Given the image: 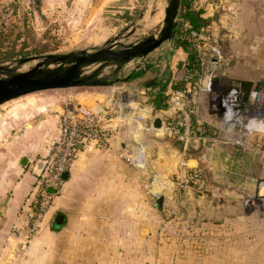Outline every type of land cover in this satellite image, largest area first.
Masks as SVG:
<instances>
[{
    "label": "crops",
    "instance_id": "crops-1",
    "mask_svg": "<svg viewBox=\"0 0 264 264\" xmlns=\"http://www.w3.org/2000/svg\"><path fill=\"white\" fill-rule=\"evenodd\" d=\"M3 1L9 0H0ZM212 7L219 10L222 22L221 35L215 36L219 38L218 47L223 56L215 60L205 54L211 61L209 65H214L210 68L224 66L227 77L251 81L252 87L257 85L255 83L261 77L258 70L264 69V0H218L209 8ZM164 49L148 56L149 70L130 82L132 87L124 84L115 87L113 96L108 94V90L98 91L91 87L77 93L75 102L53 103L51 108L37 101L22 104L20 100L1 106L0 264H133L142 247L145 250L140 255L153 258V253L146 250L152 235V221L138 219L142 222L139 235L135 231V226L139 225L135 214L137 204L142 201L139 199L146 182L137 169H144L145 161L146 164L153 161L150 155L156 162L158 178H162L168 169L176 170L180 161L186 160L187 164L192 161L196 165L210 152L216 155L215 150L220 154V148H233L230 156L225 154V160L233 159L237 154H247L249 156L243 157L242 166L249 172L250 167L257 163L258 176H264V151L261 150L264 148V115L250 116L253 121L245 148L231 142L233 134L225 123H217L210 117L209 120L203 117L194 119L186 140L174 133L172 127L184 129L179 114L182 108L192 101L203 108L209 77L206 80L198 78L196 69L190 67L186 52L174 44V39L167 42ZM154 83H159V86H152ZM261 84L262 81L258 85ZM160 86L164 87L166 109L157 108L153 100V92ZM115 94L119 98H114ZM78 103L96 111L102 136L84 138L40 230L29 236V217L36 207L37 181L44 168L37 161L45 160L51 144L57 139L59 116ZM237 110H227L225 118L234 116ZM176 114L180 118L177 121L174 120ZM141 115L149 127L143 128L137 121ZM157 118L161 121L159 128L153 126ZM210 124L216 125L214 136L222 139L211 137L207 132L209 129H205ZM169 135L179 139L183 147L179 149L172 145L167 138ZM143 141L146 142V160L141 149L140 155L137 151L143 147ZM194 148L200 152L199 156H187ZM137 158H140V163ZM154 179L149 183L150 192L156 194L154 197L165 195L166 190L170 193L166 200L172 197L170 189L161 184L156 186ZM262 179L260 182L264 177ZM258 185L255 193L264 194V185ZM150 196L153 195H148L145 205L148 211L153 207ZM255 208L263 216L258 222L260 262L262 256L259 253L263 251L264 254V235L261 236L259 230L261 227L264 230V204ZM57 214L63 215L64 220L54 228ZM138 236L145 244L140 242L139 246L136 245ZM24 245L26 248L23 250ZM145 262L151 263L150 260Z\"/></svg>",
    "mask_w": 264,
    "mask_h": 264
},
{
    "label": "rangeland",
    "instance_id": "rangeland-1",
    "mask_svg": "<svg viewBox=\"0 0 264 264\" xmlns=\"http://www.w3.org/2000/svg\"><path fill=\"white\" fill-rule=\"evenodd\" d=\"M164 8L165 0L3 1L0 2V61L50 53H66L99 45L119 31L126 28L130 30L132 27L134 32L127 38H123L122 42H134L151 31L156 32L163 22ZM205 12H208L206 19L212 33L221 35L220 31L223 28L219 10L212 7ZM142 13L143 17L140 18ZM166 44L167 42L155 50L154 54L163 52ZM197 57L198 61H196ZM197 57L192 63L189 60L190 67L196 69L197 76L201 80L210 77L211 81H215V91H213L217 95L225 94L229 87L240 80L227 77L224 66L210 68L214 65H209L211 61H208L204 51ZM32 65V62L26 63L20 70ZM131 68L132 66H128L124 74H127ZM258 73L261 77L255 84L261 81L264 84V69L259 68ZM258 84L249 90L246 99L253 96L259 87ZM121 85L93 88L98 91L108 90V94L113 96L115 87ZM124 85L132 87L133 83L130 86L129 83ZM138 87L139 85L136 86ZM84 89L85 87L43 90L18 97L1 106H8L20 100L22 104L37 101L51 108L53 103L75 102L76 94L83 92ZM206 93L203 108L198 105L199 112L196 116L190 117V124L197 117H203L206 120L210 117L211 120L216 119L217 123H225L227 109L214 101L208 91ZM114 98H119V95L115 94ZM180 118L176 114L174 120L177 121ZM143 119L142 115L137 117V121L143 128L149 127L148 122ZM215 126L206 125L205 129H209L207 132L213 139L220 140L222 137L214 136ZM167 138L175 147L179 149L183 147V143L176 137L169 135ZM142 145L143 147L137 148V151L140 155L141 149L145 159L146 142L143 141ZM232 149L220 148L221 153L217 154L219 151L215 150L216 155L210 152L204 161H199L196 165H193L192 161L188 164L186 160L180 161L176 170L168 169L164 177L159 173L162 178H158L156 174V162L152 155L150 158L153 161H148L151 166L145 161L144 169L140 167L137 169L140 177L145 178L146 182L145 187L143 186L142 198L139 199L142 201L137 204L138 209L135 214L139 225L135 226V231L139 233L142 223L138 219L152 221L150 225L152 235L146 250L153 253V258L146 254L140 255L145 250V247H142V252L137 254L141 259L137 257L136 263L133 264H144L146 260L148 263L150 260V264H264L263 251L259 253L262 259L258 261L257 239L258 222L263 216L258 213L254 205L252 206L257 197L255 188L264 176H258L257 163L250 167L249 172L242 166L244 165L243 157L249 156L247 154L232 155L233 159L225 160V154L230 156L234 151ZM261 150L264 151V148ZM197 151L198 149L194 148L189 154L187 151L186 153L187 156L195 158L200 154ZM192 169L199 170V174L188 179ZM153 179L156 186L160 184L166 186L172 193V197L166 200L163 213L156 210L154 206L151 211H148V208L145 209L148 195H156L150 192L152 188L149 183ZM158 192L162 193L161 190ZM149 204L151 206L150 202ZM259 230L261 236L264 235L263 228ZM142 241L138 236L136 245L139 246L143 243ZM25 248L24 245L22 249Z\"/></svg>",
    "mask_w": 264,
    "mask_h": 264
},
{
    "label": "water",
    "instance_id": "water-1",
    "mask_svg": "<svg viewBox=\"0 0 264 264\" xmlns=\"http://www.w3.org/2000/svg\"><path fill=\"white\" fill-rule=\"evenodd\" d=\"M180 0H165L164 18L160 27L143 35L134 42L124 43L134 32L132 27L119 31L99 45L75 49L66 53L34 55L10 61H0V106L18 97L50 89L107 87L128 84L144 75L150 68L148 56L164 43L175 39L179 21ZM143 17V13L140 18ZM33 65L20 70L26 64ZM132 66L127 74V67ZM226 127L231 122L226 120ZM153 126H161L160 119H155ZM45 165L44 159L37 161ZM26 164V163H25ZM44 167V166H43ZM68 172L63 174V180ZM54 193V190H50ZM166 196H150L153 206L160 213L165 210ZM64 217L57 214L54 228L63 223Z\"/></svg>",
    "mask_w": 264,
    "mask_h": 264
},
{
    "label": "built area",
    "instance_id": "built-area-1",
    "mask_svg": "<svg viewBox=\"0 0 264 264\" xmlns=\"http://www.w3.org/2000/svg\"><path fill=\"white\" fill-rule=\"evenodd\" d=\"M216 1L218 0H192V8L199 11L200 16L206 19V14L208 15V12H205L206 9L214 5ZM189 26L188 21L181 18L175 38L191 39L198 53L204 51V54L211 59L220 60L223 52L218 47L219 38L212 33L209 24L199 30H189ZM211 80L209 77L206 83L210 97H213L214 101L227 110L238 109L234 116L228 117L226 120L232 123L228 128L233 134V137L230 138L231 142L245 148L248 131L253 121L250 116L252 114L257 117L264 115V84L256 89L252 97L246 99L244 92L236 88L229 89L221 96L217 95L214 93L215 81ZM198 112V105L195 101L181 109L184 129L182 131L176 127H172V129L182 140H186L190 136V117L196 116ZM57 130V139L50 146L43 172L37 181V202L35 210L29 217V236H34L40 230L46 213L61 189L63 174L68 172L73 164L84 138L88 136L101 138L102 136L100 120L96 111L81 103L65 109L58 118ZM137 162L140 163V158H137ZM198 171L192 169L188 179L194 178L199 174ZM262 185H264V181L260 182L258 186ZM51 189L54 190V193L50 192ZM255 201L252 204L254 207L264 204V194L258 193Z\"/></svg>",
    "mask_w": 264,
    "mask_h": 264
},
{
    "label": "trees",
    "instance_id": "trees-1",
    "mask_svg": "<svg viewBox=\"0 0 264 264\" xmlns=\"http://www.w3.org/2000/svg\"><path fill=\"white\" fill-rule=\"evenodd\" d=\"M180 17L188 21L190 25L188 28L189 30H199L200 28L208 24L207 19L202 18L200 16V12L192 8V0H180L179 18ZM178 22H180V20ZM174 44L181 47L184 52H186L191 63L196 60V57L199 53L197 52L196 46L191 41V39H180L177 37L174 39ZM196 61H198V57ZM252 85L253 83L251 81L239 80L236 81V83H234L231 87H229L228 90L231 88H236L240 91H243L246 97L247 93L252 88ZM152 86H159V83H154L152 84ZM153 100L156 103L157 108H168L166 95L164 94V87L160 86L153 92Z\"/></svg>",
    "mask_w": 264,
    "mask_h": 264
},
{
    "label": "bare ground",
    "instance_id": "bare-ground-1",
    "mask_svg": "<svg viewBox=\"0 0 264 264\" xmlns=\"http://www.w3.org/2000/svg\"><path fill=\"white\" fill-rule=\"evenodd\" d=\"M150 20V19H149ZM161 188V187H160Z\"/></svg>",
    "mask_w": 264,
    "mask_h": 264
}]
</instances>
